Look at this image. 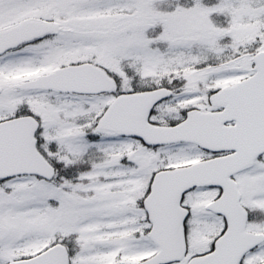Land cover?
<instances>
[{
	"label": "snow or ice",
	"instance_id": "1",
	"mask_svg": "<svg viewBox=\"0 0 264 264\" xmlns=\"http://www.w3.org/2000/svg\"><path fill=\"white\" fill-rule=\"evenodd\" d=\"M0 264H264V0H0Z\"/></svg>",
	"mask_w": 264,
	"mask_h": 264
}]
</instances>
